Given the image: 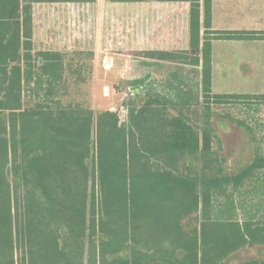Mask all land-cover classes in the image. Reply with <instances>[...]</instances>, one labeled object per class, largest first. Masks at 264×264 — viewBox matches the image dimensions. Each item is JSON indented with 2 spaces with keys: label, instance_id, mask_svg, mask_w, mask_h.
I'll use <instances>...</instances> for the list:
<instances>
[{
  "label": "trees",
  "instance_id": "trees-1",
  "mask_svg": "<svg viewBox=\"0 0 264 264\" xmlns=\"http://www.w3.org/2000/svg\"><path fill=\"white\" fill-rule=\"evenodd\" d=\"M63 1L93 0H0V264H232L264 247V135L213 108L259 110L264 93H214L211 43L264 31L212 29L213 0H168L190 4L189 48L136 54L201 64L203 100L131 80L122 123L109 109L64 103V51L34 48V3ZM227 124L253 147L236 172L215 150ZM251 193L258 201L241 198Z\"/></svg>",
  "mask_w": 264,
  "mask_h": 264
},
{
  "label": "rangeland",
  "instance_id": "rangeland-1",
  "mask_svg": "<svg viewBox=\"0 0 264 264\" xmlns=\"http://www.w3.org/2000/svg\"><path fill=\"white\" fill-rule=\"evenodd\" d=\"M49 6L54 9L50 18L58 20L59 27L52 28L57 35L45 34L40 23L43 4L34 3V48L64 51V80L59 86V97L64 103H80L95 111L109 109L126 123L133 97L129 81L139 78L146 80V89L151 91L173 94L171 86L178 85L191 89L200 102L203 100L201 64L158 61L136 54L141 50L189 48L190 4L187 1H63ZM212 12V29L264 28V0H213ZM216 40L211 42L212 91L216 94L264 93V42ZM224 50L228 53L225 60L221 59ZM26 95L30 103L32 98L28 95L31 94ZM213 108L246 118L264 135V105L259 110L235 103L213 104ZM216 133L219 140L215 150L225 158L226 172H236L251 161L252 142L243 128L227 124ZM241 198L258 201L253 193L243 194ZM242 214L239 211V219ZM257 258H264V247L242 249L231 262L240 264Z\"/></svg>",
  "mask_w": 264,
  "mask_h": 264
},
{
  "label": "crops",
  "instance_id": "crops-1",
  "mask_svg": "<svg viewBox=\"0 0 264 264\" xmlns=\"http://www.w3.org/2000/svg\"><path fill=\"white\" fill-rule=\"evenodd\" d=\"M38 3L43 4L42 13H41V22H40L41 23V28H44L45 34H49V35H53L54 34V35H57V32L55 34V30L52 29V28L53 27L54 28H58L59 27L58 22H57L58 20L55 19V18L52 19L49 16L50 13L52 12V9H53L52 7L49 6V4H52V2H38ZM45 4H47V5H45ZM53 13H54V9H53ZM217 29L218 30H251V31H264V28H262V27H253V28H242V27L241 28H228L227 27V28H217ZM41 34H42V31H41ZM48 38L51 39L50 36ZM216 41L218 42V41H226V40L217 39ZM248 41H252V42L262 41V42H264V39L248 40ZM47 42H49V41L46 40V43ZM46 43L42 42L41 44H44L45 45ZM220 46H221L220 48H224L223 45H220ZM45 49L46 50H56L54 48H45ZM58 50H60V49H58ZM220 51H221V49H220ZM222 52H223V55H222L221 59L225 60L228 57V53L225 52V50L222 51ZM213 64H214V57H213ZM213 69H214V66H213ZM213 77H214V73H213Z\"/></svg>",
  "mask_w": 264,
  "mask_h": 264
},
{
  "label": "built area",
  "instance_id": "built-area-1",
  "mask_svg": "<svg viewBox=\"0 0 264 264\" xmlns=\"http://www.w3.org/2000/svg\"><path fill=\"white\" fill-rule=\"evenodd\" d=\"M114 108H112V110H113Z\"/></svg>",
  "mask_w": 264,
  "mask_h": 264
}]
</instances>
